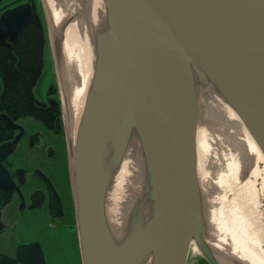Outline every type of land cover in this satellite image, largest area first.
<instances>
[{"label":"water","instance_id":"95a60500","mask_svg":"<svg viewBox=\"0 0 264 264\" xmlns=\"http://www.w3.org/2000/svg\"><path fill=\"white\" fill-rule=\"evenodd\" d=\"M102 2L90 35L93 73L67 137L82 264H186L192 246L208 264H247L211 243L197 131L201 103L217 94L264 156V0ZM82 15L90 19L87 9ZM31 16L29 3L5 11L0 42L15 39ZM66 23L51 32L61 84ZM17 139L0 146V174ZM132 145L142 175L115 221L110 195ZM30 246L17 249L21 261Z\"/></svg>","mask_w":264,"mask_h":264},{"label":"bare ground","instance_id":"6f19581e","mask_svg":"<svg viewBox=\"0 0 264 264\" xmlns=\"http://www.w3.org/2000/svg\"><path fill=\"white\" fill-rule=\"evenodd\" d=\"M45 4L53 34L58 33L62 23L73 20L64 30L65 67L61 79L72 112L69 130L74 134L93 73L90 35L99 25L105 9L102 0H91L89 7L80 0H45ZM85 9L90 19L82 15ZM201 106L205 109L201 120L206 125L208 122L221 125L219 131L211 132L200 120L197 131L201 186L207 205L208 201L213 203V208L208 210L211 243L224 258L232 256L247 264H264V156L242 121L221 97L217 94L208 97ZM128 156L110 195L109 210L115 221L121 219L126 199L142 175L141 157L135 145ZM213 186L219 187L217 196L211 195Z\"/></svg>","mask_w":264,"mask_h":264},{"label":"flooded vegetation","instance_id":"af4514ba","mask_svg":"<svg viewBox=\"0 0 264 264\" xmlns=\"http://www.w3.org/2000/svg\"><path fill=\"white\" fill-rule=\"evenodd\" d=\"M24 3L31 7L30 21L40 15L45 27L40 11L45 0H0V17ZM29 22L15 39L7 35L0 45L11 49ZM49 42L46 36L45 46ZM52 68L54 80L44 92L37 96V86L32 87L35 114H9L1 103L4 83L0 79V146L18 136L13 149L1 159L0 260L16 264H82L68 165L72 112L57 71ZM24 245L31 248L22 252L21 261L17 249ZM36 248L42 253L41 261Z\"/></svg>","mask_w":264,"mask_h":264},{"label":"trees","instance_id":"16d2710c","mask_svg":"<svg viewBox=\"0 0 264 264\" xmlns=\"http://www.w3.org/2000/svg\"><path fill=\"white\" fill-rule=\"evenodd\" d=\"M40 17L32 18L11 49L0 45V79L4 83L1 103L11 115L37 112L31 90L42 72V54L46 47V33ZM201 259V263L208 264ZM0 264L16 263L2 259Z\"/></svg>","mask_w":264,"mask_h":264},{"label":"rangeland","instance_id":"374dc122","mask_svg":"<svg viewBox=\"0 0 264 264\" xmlns=\"http://www.w3.org/2000/svg\"><path fill=\"white\" fill-rule=\"evenodd\" d=\"M43 2H44V0H43ZM42 5L43 6L40 9V11H41V13L43 12V14H44L45 27L43 26V29L45 28L46 36L50 37V41H52L50 25H49V18H48V15H47V8H46L45 3H43ZM41 62H42V72H41V74L38 77L37 83L35 84L37 86V89L35 91L37 96H39L41 94L40 92H44L48 88L50 83H52L53 80H54V72H53V68L52 67L53 66L55 67V64H54V59H53V55H52V49H51L50 42H49V45L46 44V47L43 49L42 61ZM54 70H56V67L54 68ZM202 119H203V117H202ZM200 123L205 124L207 129L211 130V132H215L216 130L219 131L221 129V127H220L221 125H219V123H217V122H208L207 125H206V123L201 120ZM67 149H68V144H67ZM127 159H128V157L125 159V162L123 163V165H126ZM68 163H69V158H68ZM69 172H70V168H69ZM70 178H71V175H70ZM113 188H114V186H113ZM215 188H214V186L212 187V191H213V194L211 193L212 196H217L216 194L218 193L217 190L219 189V187H218V189H215ZM212 196H210V199H211ZM208 199H209V197H208ZM212 205H213V203H209V201H208L207 209L208 210L212 209L213 208ZM201 258L202 257L199 254V252L196 251V250L194 251L193 250V246H192L190 251H189V256L187 258V263L186 264H198V263H201V260H202ZM201 264H204V263H201Z\"/></svg>","mask_w":264,"mask_h":264}]
</instances>
